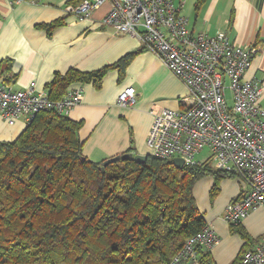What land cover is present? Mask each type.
I'll list each match as a JSON object with an SVG mask.
<instances>
[{
	"label": "trees",
	"instance_id": "trees-1",
	"mask_svg": "<svg viewBox=\"0 0 264 264\" xmlns=\"http://www.w3.org/2000/svg\"><path fill=\"white\" fill-rule=\"evenodd\" d=\"M205 2L197 0L195 9ZM63 21L39 27L50 35ZM145 48L90 73H54L45 85L48 98L61 100L78 83L99 88L110 70L123 79ZM11 63L0 62L2 85L17 79ZM25 126L15 140L0 141V264H170L184 242L207 225L195 184L212 178V202L220 183L236 176L215 170L210 159L179 170L172 160L149 154L143 163L118 161L103 173V162L83 154L81 122L48 111ZM229 226L244 243L232 263L238 264L252 241L240 222ZM198 256L199 264H215L209 250L199 249Z\"/></svg>",
	"mask_w": 264,
	"mask_h": 264
},
{
	"label": "crops",
	"instance_id": "crops-1",
	"mask_svg": "<svg viewBox=\"0 0 264 264\" xmlns=\"http://www.w3.org/2000/svg\"><path fill=\"white\" fill-rule=\"evenodd\" d=\"M196 1L174 3L178 13L187 19L189 31L209 37L223 32L230 42L252 48L251 68L244 78L263 83L264 0H206L198 10L194 6ZM70 2L0 0V62L12 61V73L17 79L11 89H24L34 82L37 91L47 94L45 85L52 81L54 73L65 75L69 69L90 73L146 47L137 37L99 26L100 19L109 11L108 3L99 6L89 18L78 20L68 11L76 5ZM61 19L63 26L50 35L39 27ZM78 86L83 90L82 100L67 117L82 123L77 136L83 142L84 156L95 162L129 151L147 155L146 139L153 115L186 107V86L147 48L129 63L123 79H119L115 69L106 73L99 88L91 83L70 87ZM130 86L135 89V102L129 108L120 107L117 96ZM260 103L264 106V94ZM25 127L22 119L12 126L0 120V141L15 140ZM212 184V178H202L195 184L193 194L201 216L218 238L209 250L215 264H232L244 243L231 233L222 216L227 204L244 195L249 186L237 175L224 179L220 194L210 202ZM240 224L247 231L252 248L264 234V206L250 212Z\"/></svg>",
	"mask_w": 264,
	"mask_h": 264
},
{
	"label": "built area",
	"instance_id": "built-area-1",
	"mask_svg": "<svg viewBox=\"0 0 264 264\" xmlns=\"http://www.w3.org/2000/svg\"><path fill=\"white\" fill-rule=\"evenodd\" d=\"M175 1L181 0H83L68 11L83 20L108 3L99 26L139 38L184 83L186 107L153 115L146 139L148 154L194 166L202 164L195 155L206 149L212 168L233 172L249 186L223 212L226 224L234 225L264 206V106L260 103L264 82L244 78L251 68L252 48L230 42L223 32L213 37L193 34ZM82 92L80 86L70 87L61 100L52 101L36 90L34 82L19 90L0 82V120L12 126L21 119L26 125L41 112L66 116L79 105ZM117 97L120 107L129 108L135 102V89L130 86ZM217 241L206 225L184 242L170 264H199L198 250H210ZM257 241L238 264H264V234Z\"/></svg>",
	"mask_w": 264,
	"mask_h": 264
},
{
	"label": "water",
	"instance_id": "water-1",
	"mask_svg": "<svg viewBox=\"0 0 264 264\" xmlns=\"http://www.w3.org/2000/svg\"><path fill=\"white\" fill-rule=\"evenodd\" d=\"M147 155H139V154H133V153H125L123 155L118 154V156H114L111 158L106 159L102 163V165L99 167V170L104 173V169L107 165L118 163V161H131L135 160L138 163H143L146 161ZM171 164L176 168L181 170V168L184 166V161L182 159L175 158L171 161Z\"/></svg>",
	"mask_w": 264,
	"mask_h": 264
},
{
	"label": "rangeland",
	"instance_id": "rangeland-1",
	"mask_svg": "<svg viewBox=\"0 0 264 264\" xmlns=\"http://www.w3.org/2000/svg\"><path fill=\"white\" fill-rule=\"evenodd\" d=\"M225 92H226V96H227V103L229 105H231V92H229V90H227ZM208 157H209L208 151L205 149V151H202V152L198 153L197 155H195V160L205 162L208 159Z\"/></svg>",
	"mask_w": 264,
	"mask_h": 264
}]
</instances>
